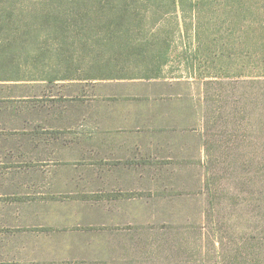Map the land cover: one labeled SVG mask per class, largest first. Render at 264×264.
I'll use <instances>...</instances> for the list:
<instances>
[{
    "label": "rangeland",
    "instance_id": "374dc122",
    "mask_svg": "<svg viewBox=\"0 0 264 264\" xmlns=\"http://www.w3.org/2000/svg\"><path fill=\"white\" fill-rule=\"evenodd\" d=\"M20 1L19 81L0 83V136H10L13 162L39 143L66 148L61 135L87 130L98 101L83 79L171 80L163 87L181 96L184 122H165L153 186L132 204L139 216L85 230V259L42 264H219L221 246L206 242L213 233L226 264H264V0H174L175 9L158 0L143 19L142 48L108 68L115 48L102 0Z\"/></svg>",
    "mask_w": 264,
    "mask_h": 264
},
{
    "label": "crops",
    "instance_id": "0c3cea01",
    "mask_svg": "<svg viewBox=\"0 0 264 264\" xmlns=\"http://www.w3.org/2000/svg\"><path fill=\"white\" fill-rule=\"evenodd\" d=\"M154 79H83L98 101L83 119L87 130L61 135L66 148L25 150L34 163L26 153L13 162L10 136H0V264L85 259V230L139 216L132 204L141 187L153 186L165 122L184 124L181 96L163 87L171 80Z\"/></svg>",
    "mask_w": 264,
    "mask_h": 264
},
{
    "label": "trees",
    "instance_id": "16d2710c",
    "mask_svg": "<svg viewBox=\"0 0 264 264\" xmlns=\"http://www.w3.org/2000/svg\"><path fill=\"white\" fill-rule=\"evenodd\" d=\"M156 1L158 0H102L101 4L99 3L98 14H103L101 17H105L108 23L104 28L108 35L106 43L108 41L109 45L115 48V59L109 58L106 68L111 65V61L115 60L118 65L119 62L124 61L123 59L130 58L131 52H135L136 48H142L143 45L139 44L143 41L141 39L145 38L142 22L147 17V13L151 11L150 6H153ZM171 3L175 9V1L172 0ZM22 5L23 2L20 0H0V83L19 81L16 78L19 65L15 63V60L16 54L21 51L22 36L25 33L23 32L25 24ZM139 7H143V10ZM150 45L153 44L150 43ZM144 54H146L144 58L148 59V52L140 50V55ZM160 57L161 53L153 55L148 60L146 69L149 66L153 67V62L159 60ZM159 64L161 63L158 62L157 67L160 66ZM141 78L152 79L153 77L144 75ZM216 235V233L211 234V238L207 236L206 242L211 241L212 244L221 246V250L216 251L220 259L219 264H226L227 250L224 252L222 242H216Z\"/></svg>",
    "mask_w": 264,
    "mask_h": 264
}]
</instances>
